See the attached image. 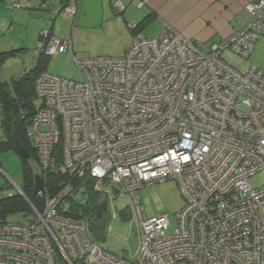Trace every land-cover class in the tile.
<instances>
[{
	"label": "built area",
	"instance_id": "obj_1",
	"mask_svg": "<svg viewBox=\"0 0 264 264\" xmlns=\"http://www.w3.org/2000/svg\"><path fill=\"white\" fill-rule=\"evenodd\" d=\"M244 1V26L211 43L167 28L135 38L120 57L89 56L75 53L71 39L41 33L38 49L66 53L84 78L43 71L36 79L26 134L42 176L41 208L10 180L29 212L0 211V264H264V183L249 182L264 176V70L221 57L248 59L264 36V0ZM61 10L73 20L76 2ZM49 171L69 178L53 194L43 183ZM86 177L98 195L132 199L140 236L132 259L95 244L84 219L60 212ZM169 179L184 198L171 231L166 214L144 216L137 196ZM12 195L0 190V198Z\"/></svg>",
	"mask_w": 264,
	"mask_h": 264
},
{
	"label": "crops",
	"instance_id": "obj_2",
	"mask_svg": "<svg viewBox=\"0 0 264 264\" xmlns=\"http://www.w3.org/2000/svg\"><path fill=\"white\" fill-rule=\"evenodd\" d=\"M71 1L77 6L73 20L61 11ZM14 2L19 3V8L11 10L9 5ZM121 2L123 8L117 10L112 0H0V25H7L5 30L0 26V51L22 49L4 64L26 60L21 67L30 69L40 53L38 42L42 32L62 40L71 39L75 53L107 56L115 50L120 56L135 38L157 37L167 28L203 43L216 42L237 32L248 18L244 0ZM42 3L46 6L42 7ZM81 186L76 192L83 199L82 194L86 193Z\"/></svg>",
	"mask_w": 264,
	"mask_h": 264
},
{
	"label": "rangeland",
	"instance_id": "obj_3",
	"mask_svg": "<svg viewBox=\"0 0 264 264\" xmlns=\"http://www.w3.org/2000/svg\"><path fill=\"white\" fill-rule=\"evenodd\" d=\"M5 24L6 22L2 26L0 25L1 30L7 28ZM143 36L149 37L147 33H144ZM116 52L113 50L107 56H122L116 55ZM221 57L237 69H242L248 62H251L264 70V36H260L255 41L248 59H242L238 55L227 51L221 53ZM24 62L26 60L23 62H7L2 65L0 67V81H10L12 77L16 78L24 74L26 70H29L21 67L25 65ZM46 71L52 75L69 80L81 81L84 78L73 60L63 53L50 56ZM36 103L38 104L37 100L35 105ZM2 137L3 133L0 128V139ZM35 163L32 162V165L34 170L37 171ZM10 180L18 186L21 185L20 158L13 150L0 151V190L8 194H17L18 190ZM249 182L253 187H259L264 183V176L258 173L251 177ZM137 196L146 218L164 213L167 215L170 223L169 231L176 226L175 213L183 206L184 198L175 180L169 179L144 185L137 190ZM73 198L75 200H82L79 192H76ZM103 217L105 222L101 230L90 228L92 223H86L90 239L113 254L132 259L136 255L140 236L130 196L118 194L109 197Z\"/></svg>",
	"mask_w": 264,
	"mask_h": 264
},
{
	"label": "trees",
	"instance_id": "obj_4",
	"mask_svg": "<svg viewBox=\"0 0 264 264\" xmlns=\"http://www.w3.org/2000/svg\"><path fill=\"white\" fill-rule=\"evenodd\" d=\"M41 6L45 7L46 4L42 3ZM20 50L0 51V67L8 59L15 57ZM50 56L40 51L35 64L24 74L16 78L12 77L10 81H0V128L3 133L0 139V151L13 150L18 154L21 161V189L38 209L41 208V200L34 192L33 174L35 170L32 165V162H36V157L28 141L26 129L35 112L37 100L35 82L39 74L46 71ZM15 142L28 153L27 159L17 152ZM57 158L60 160V156ZM68 179L67 174L49 171L44 175L43 183L46 191L53 194L60 188V183ZM74 184L76 189L83 185L86 194H82L84 195L82 200H75L73 196L68 197L67 209L61 205L60 212L82 218L86 223H92L90 228L101 230L105 221L103 215L100 218L96 217L95 204L99 200V195L92 189V179L86 177L75 181ZM0 211L3 215H26L29 212V206L21 196L13 194L10 197L0 198Z\"/></svg>",
	"mask_w": 264,
	"mask_h": 264
},
{
	"label": "water",
	"instance_id": "obj_5",
	"mask_svg": "<svg viewBox=\"0 0 264 264\" xmlns=\"http://www.w3.org/2000/svg\"><path fill=\"white\" fill-rule=\"evenodd\" d=\"M15 146H16L17 152L24 159H27L28 158V153L23 148H21V146L17 142H15ZM35 169L37 171H34L33 182H34V192L37 193L38 191H40L43 188V184H42V176L39 173L37 166H36ZM106 207H107V198H106L105 195H101L99 200L97 201V203L95 205V212H96V216L98 218L102 216V214L105 211Z\"/></svg>",
	"mask_w": 264,
	"mask_h": 264
}]
</instances>
